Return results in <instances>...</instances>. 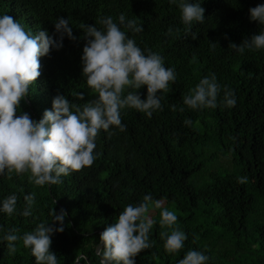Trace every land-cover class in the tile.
Returning a JSON list of instances; mask_svg holds the SVG:
<instances>
[{"label":"trees","instance_id":"1","mask_svg":"<svg viewBox=\"0 0 264 264\" xmlns=\"http://www.w3.org/2000/svg\"><path fill=\"white\" fill-rule=\"evenodd\" d=\"M192 2L201 3L205 18L186 32L178 3L170 0H0V16H12L26 30H47L59 41L54 23L63 17L77 37L74 41L65 34L63 47L40 57L42 74L17 114L26 111L39 120L58 94L80 106L97 98L82 74L87 42L82 23L104 30L99 21L112 17L145 54L149 49L158 53L176 72L169 92L158 93L162 110L149 118L126 107L121 110L125 131L115 126L100 130L92 166L44 186L29 183L27 173L0 175V202L12 194L18 198L12 216L0 211V264H36L22 241L9 255L3 237L13 228L23 236L41 222L52 224L53 210L59 214L61 208L67 212L64 231L53 234L51 245L59 264H101L96 248L102 231L117 221L125 206L138 205L149 194L174 210L177 226L188 239L181 250L168 253L160 232L171 230L161 228L156 216L149 233L153 246L135 257L136 264H178L189 250L204 252L208 264H264V49L245 48L241 54L229 47L264 31L249 12L264 0ZM129 20L143 31L126 27ZM211 74L221 86L217 107L189 108L183 97ZM225 88L234 92V107L223 104ZM130 91L134 89H126L125 95ZM80 92L85 99L78 98ZM138 92L147 98V86ZM186 119L191 126L185 125ZM241 177L245 182H238ZM33 192L35 203L25 217L24 197Z\"/></svg>","mask_w":264,"mask_h":264},{"label":"clouds","instance_id":"2","mask_svg":"<svg viewBox=\"0 0 264 264\" xmlns=\"http://www.w3.org/2000/svg\"><path fill=\"white\" fill-rule=\"evenodd\" d=\"M178 3L181 18L191 31L193 22H203L205 8L192 0H170ZM250 19L264 25V4L249 9ZM124 24L123 14L119 17ZM99 23L105 26L98 29L95 24H80L84 29L86 43L83 47L82 74L96 99L88 100L82 106L75 105L63 94L53 98L52 109H46L42 118L33 119L30 113L20 111L21 103L29 96L30 86L38 80L42 72L40 57L50 55L53 47H63L65 34L72 40L77 37L69 26V20L59 17L54 23L60 34L57 41L47 30L33 32L10 15L0 16V175L8 173L9 178L28 174L29 183L36 186L61 183V177L90 167L97 158L94 153L95 140L100 132H108L113 126L120 131L126 130L122 123L121 110L128 107L145 113L149 118L156 110H162V96L158 93L169 92V84L175 83L174 68L166 67L164 59L150 49L145 51L137 46L134 39L128 37L112 17L102 18ZM126 27L134 32H142L143 26H136L135 20H129ZM179 31V30H177ZM169 33L172 29L169 28ZM225 38L227 36L225 35ZM193 39L195 34L193 33ZM215 47V44L212 45ZM229 47L243 54L245 48L264 49V31L246 38L240 45L230 43ZM147 86V98L142 99L138 90ZM134 89L125 95L126 89ZM221 86L215 74L203 77L183 97V102L191 109L216 108ZM223 104L234 107L236 99L233 90L224 89ZM85 99L83 92L76 94ZM74 109V111H73ZM176 106L173 105V111ZM184 111L183 108L180 109ZM186 126L192 121L186 119ZM112 133L109 132V135ZM238 182H245L239 178ZM17 196L9 195L0 202V211L12 216L17 211ZM27 207L21 215H31L35 203V193L24 197ZM162 209L159 224L164 248L168 253H176L184 247L188 239L186 233L177 226L178 216L174 211L162 208L160 201H153L151 195H145L138 205L128 204L118 215L114 224L100 234L98 255L101 264H136L135 257L143 250L153 246L149 238L155 221L149 217L151 207ZM66 210L59 214L53 210V223L41 222L33 231L23 236L10 229L3 237L7 241L9 255L17 252V241L31 250L36 264H59L57 255L51 249L52 236L64 231ZM60 223L59 227L55 222ZM209 256L199 250H189L178 264H208Z\"/></svg>","mask_w":264,"mask_h":264},{"label":"rangeland","instance_id":"3","mask_svg":"<svg viewBox=\"0 0 264 264\" xmlns=\"http://www.w3.org/2000/svg\"><path fill=\"white\" fill-rule=\"evenodd\" d=\"M161 202V204H162V208H167L168 210H171V211H174V210H172V208L170 207V206H166V205H164L165 203H164V201H160ZM162 211V209H159L158 211L156 210V212L154 213L152 210H149V213H148V215H149V217L150 218H154V217H160L161 218V216H160V212Z\"/></svg>","mask_w":264,"mask_h":264},{"label":"water","instance_id":"4","mask_svg":"<svg viewBox=\"0 0 264 264\" xmlns=\"http://www.w3.org/2000/svg\"><path fill=\"white\" fill-rule=\"evenodd\" d=\"M103 232V231H102ZM99 247H101V244L99 243V245L96 248V252L98 253ZM75 264H78V261H75Z\"/></svg>","mask_w":264,"mask_h":264}]
</instances>
